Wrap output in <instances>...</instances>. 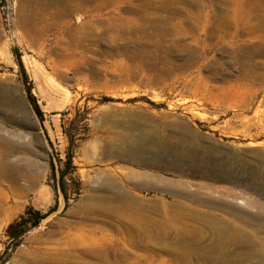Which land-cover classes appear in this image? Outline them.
I'll return each mask as SVG.
<instances>
[{"label":"rangeland","instance_id":"374dc122","mask_svg":"<svg viewBox=\"0 0 264 264\" xmlns=\"http://www.w3.org/2000/svg\"><path fill=\"white\" fill-rule=\"evenodd\" d=\"M21 1L0 0L2 264H264V0Z\"/></svg>","mask_w":264,"mask_h":264},{"label":"bare ground","instance_id":"6f19581e","mask_svg":"<svg viewBox=\"0 0 264 264\" xmlns=\"http://www.w3.org/2000/svg\"><path fill=\"white\" fill-rule=\"evenodd\" d=\"M69 1V3L72 5V6H75L76 8H75V10L76 9H82V8H86V6L84 5L85 3H86V1L87 0H68ZM22 2V6L23 7H27V6H29V4H32V6L34 7L35 5H38L39 7L40 6H44V10H46V8H47V5L45 4V2L44 1H36V0H22L21 1ZM85 6V7H84ZM41 7V8H42ZM40 8V9H41ZM40 9H39V11H40ZM43 9V8H42ZM47 9H49V8H47ZM74 9V8H73ZM44 10H42V11H44ZM41 11V12H42ZM70 11V10H69ZM68 12V11H67ZM43 13V12H42ZM21 14H23V13H21ZM26 14V13H25ZM39 15L41 14V13H38ZM64 14H66V12H64ZM60 15H63V13H61ZM59 15V16H60ZM26 16L27 15H24L23 17L24 18H26ZM41 16V15H40ZM64 16V15H63ZM42 17V16H41ZM62 19V18H61ZM31 24H29V28H28V32H29V34H31L32 36H34V35H36L37 33L39 34V33H41V32H44L45 31V29H46V25H44V27L42 26V25H38V23L36 22L35 23V21L34 22H31V21H29ZM80 28H82L81 26H80ZM215 28H218V27H215ZM219 29V28H218ZM254 30H256V29H254ZM79 31H81V30H79ZM245 38H247V40H251V39H254L257 35L255 34V32H253V31H250V30H247L246 32H245ZM227 35V34H226ZM41 36V35H40ZM259 36V35H258ZM221 38H224V35H221ZM261 42V41H260ZM245 45V44H244ZM264 45V44H263ZM262 45V46H263ZM254 48L253 49H251L249 52H248V55H247V62L248 61H253V59L255 58V56H256V54H258L259 53V41H257L256 43H255V45L253 46ZM246 49H247V47H246ZM263 49V48H262ZM243 51H245V50H243ZM235 55V54H234ZM259 55V54H258ZM260 55H262V54H260ZM236 56V55H235ZM234 59H235V57H234ZM256 59V58H255ZM236 60V59H235ZM263 61V60H262ZM240 62H242V65H243V70L244 71H250V69H248L246 66H244V64L243 63H245V62H243V60L242 61H240ZM255 62V61H254ZM253 62V63H254ZM239 64V63H238ZM245 64H247V63H245ZM255 64V63H254ZM249 65H250V63H249ZM239 66H241V65H239ZM250 66H252V65H250ZM249 66V67H250ZM257 67V66H256ZM258 69V68H257ZM239 70V69H238ZM241 73V72H240ZM247 73V72H246ZM248 74V73H247ZM259 75H261V73L259 74ZM258 75V76H259ZM262 76V75H261ZM238 77H239V75H238ZM237 77V78H238ZM249 79V78H248ZM251 79V78H250ZM238 80H239V78H238ZM242 81V80H241ZM239 82V81H238ZM245 82V81H244ZM240 83V82H239ZM248 83H251V82H248ZM258 83V82H257ZM262 102V101H261ZM2 139V138H1ZM2 141V140H1ZM1 145V144H0ZM4 175V174H3ZM242 201V200H241ZM248 205V204H247ZM3 207V206H2ZM2 207H0V208H2ZM2 211V210H1ZM205 217V216H204ZM224 223V222H223ZM226 226V225H225ZM217 229V228H216ZM215 231V230H214ZM179 232V231H178ZM183 232V231H182ZM212 232V231H211ZM246 232V231H245ZM216 236H214V238H215ZM214 240V239H213ZM213 243H215V240H214V242ZM211 244V243H210ZM203 245V244H202ZM212 245V244H211ZM237 246V245H236ZM243 246V245H242ZM217 247V246H216ZM218 248V247H217ZM226 248V247H225ZM75 252V251H74ZM202 256V255H201ZM168 257V256H167ZM170 263V262H169Z\"/></svg>","mask_w":264,"mask_h":264},{"label":"trees","instance_id":"16d2710c","mask_svg":"<svg viewBox=\"0 0 264 264\" xmlns=\"http://www.w3.org/2000/svg\"><path fill=\"white\" fill-rule=\"evenodd\" d=\"M36 108V107H35ZM70 164V159L68 158L67 160ZM52 164V167L54 169V165L53 163ZM64 174V171L61 172V175ZM64 198L66 199V195H64ZM45 217V215L41 214L39 211H34V220L32 221L31 225L32 226H35L38 224V222L43 218ZM28 220H31V219H28ZM26 220L24 219V217H21L20 220H16L14 222H12L11 224H9V226L7 227V234L15 239L17 242L14 244V245H17L18 244V240L20 239V237L24 234V232L26 231ZM6 260V258H3V257H0V264H2L4 261Z\"/></svg>","mask_w":264,"mask_h":264}]
</instances>
